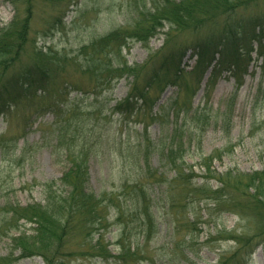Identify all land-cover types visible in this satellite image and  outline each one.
Returning a JSON list of instances; mask_svg holds the SVG:
<instances>
[{"label": "rangeland", "instance_id": "rangeland-1", "mask_svg": "<svg viewBox=\"0 0 264 264\" xmlns=\"http://www.w3.org/2000/svg\"><path fill=\"white\" fill-rule=\"evenodd\" d=\"M151 2L29 0V35L18 59L4 71V79L21 66L33 64L35 50L49 53L52 66L38 72L43 84L36 92L29 90V97L14 95L10 103L1 105L0 224L10 205L44 203L45 182L56 180L58 184L68 167L67 139L87 154L89 184L95 193L120 192L126 180L137 179L150 191L151 182H163L157 187L163 191L154 200L158 206L157 231L149 239L132 237L144 252L141 260L131 264H264V207L258 213L248 202L251 197L247 192L226 187L220 201L201 195L198 204L182 198L164 204L161 197L169 194L165 185L173 169L158 167L159 173L146 179L136 175L142 165L140 142L160 137L164 145L173 126L174 109L180 110L178 124L184 123L176 127L183 144V169L190 175L191 187L186 185V189L202 184L203 189L215 190L220 186L217 177L224 173L235 175L264 168L263 107L256 95L259 82L264 81V67L256 51L258 42L252 41L247 72L236 89L229 71L216 70L211 77V67L203 73L193 69L196 55L192 44L205 34L204 29L169 30L170 25L163 21L147 41L133 35L142 21L139 12L149 9ZM25 4L23 0L16 4L0 0V26L10 22L15 6L23 16ZM260 13H264V0L239 7L235 16ZM261 29L264 24L256 26V32ZM180 47L182 55L175 56L181 69L176 82L165 85L160 93L151 88L150 100L139 110L140 115L135 109L125 115L112 110L125 97L136 74L139 84H144L152 69L164 63L168 49ZM172 66V60L163 65V70L170 68L166 80L175 77ZM51 102L59 106L49 105ZM135 104L140 105L141 100ZM87 112L92 116L83 136L76 138L79 129L74 126L68 125L65 130L59 127L66 116L78 122L79 115ZM193 112L199 116H193ZM152 113L158 118L151 119ZM159 153L162 155L161 150L150 153L153 167L161 163ZM24 224L29 227L33 223ZM119 234L116 225H110L104 234L111 254L119 250ZM92 235L94 242L97 234ZM10 245L9 236L0 234V257L7 256ZM17 254L14 251L0 264H43L38 255ZM63 261L122 264L111 256L78 253Z\"/></svg>", "mask_w": 264, "mask_h": 264}, {"label": "trees", "instance_id": "trees-1", "mask_svg": "<svg viewBox=\"0 0 264 264\" xmlns=\"http://www.w3.org/2000/svg\"><path fill=\"white\" fill-rule=\"evenodd\" d=\"M18 1L20 0H11L14 4ZM23 1L26 3L25 14L19 16L18 8L15 6L17 10L10 22L5 26H0V112H3L1 105L10 103V100L15 98L14 95L29 97L31 95L29 90L33 89L36 92L38 87H42L43 78L37 77L38 72H46V67L52 66L50 63L52 56L49 53L35 50L33 64L21 66L14 74L4 79V71L11 61L18 59L29 35L32 12L29 0ZM256 2L257 0H152L149 9L144 8L143 5L144 11L139 12L142 21L137 24L133 35L147 41L152 34L157 32V27L162 26L163 21L170 25L169 30L204 29L205 34L197 37L199 39L192 44L196 55L193 69L203 73L211 67V77L216 70L229 71L238 89L247 72L250 53L253 50L251 46L253 40L258 42L256 51L261 56V65L264 67V30L256 32V26L264 24V13L253 16H235L239 7H247ZM178 53L182 55L181 47L177 50L168 49L164 63L152 69L144 84H139L136 74L125 97L115 103L112 110L125 115L131 114L135 109V114L140 115L139 110L150 100L151 88L158 89L160 93L165 85L177 81V75L181 71L178 68L179 62L175 59ZM169 60H172L174 69L172 72L175 77L166 80V74L169 73L170 68L163 70V65ZM256 95L260 96L263 107L260 124L264 133L263 80L257 86ZM138 100H141L140 105L135 104ZM51 104L53 107L59 106L55 102L49 105ZM174 104H176V99ZM60 111L63 112L62 107ZM179 112L180 110L176 109L172 111L173 126L169 129L170 136L164 141V145L160 137L155 139L147 137L144 138L143 143L140 142L142 165L140 164L136 175L146 179V177L156 176L159 173L158 167L163 170L165 166L168 167L167 169H173V175L165 185L169 194L165 193L161 197L164 204H170L179 198L186 199V201L188 199L191 204H198V197L200 198L201 195L220 201L221 196L225 194L221 192L226 187H233L242 193L247 192L251 197L248 202L259 213V208L264 207V168L235 175H230V172L224 173L217 177L220 186L215 190L203 189L202 184L186 189V185L190 187L191 185L188 183L190 175L183 169V144L177 134L176 126L184 125L183 122L182 124L177 122ZM195 114L193 112V116ZM79 116L78 122H72L71 117L66 116L59 127L65 130L68 125L74 126L79 129L76 138L83 136V129L92 116V112ZM198 116L199 114H196V117ZM150 117L153 120L157 119L158 114L154 116L152 113ZM60 132L62 135V131ZM72 145H74L73 142L69 143L66 139L65 152L68 167L59 177L58 184L56 180L45 182L43 186L44 203L25 206L10 205L11 209L4 212L0 234L9 236L10 239L11 249L7 256H12L14 251L18 252L16 257L38 255L42 258L43 264H65L63 259L75 253L94 254L102 258L111 256L122 264H131L141 260L143 248L137 240L133 242L131 239L132 237L137 239L138 235L143 239H149L155 235L158 225L156 221L158 206L154 200L156 194L160 195L163 191L162 189L159 192L157 188L159 183L163 184V182L161 180L158 183L151 182L153 188L150 191L149 187L137 179L126 180L120 192L95 193L89 184L87 154ZM158 150L162 151V155L159 153L161 163L153 167L149 164L150 153ZM20 220L23 221L19 223ZM26 222L33 224L23 227ZM110 225H116L120 232L116 241L119 247L116 254L110 253L108 243L104 239V234ZM13 231H15L14 234ZM93 232L97 234L94 242H92ZM7 256L0 257V261H4Z\"/></svg>", "mask_w": 264, "mask_h": 264}]
</instances>
